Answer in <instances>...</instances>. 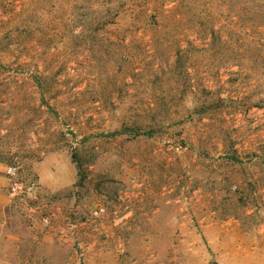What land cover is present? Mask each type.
I'll list each match as a JSON object with an SVG mask.
<instances>
[{
	"label": "rangeland",
	"instance_id": "374dc122",
	"mask_svg": "<svg viewBox=\"0 0 264 264\" xmlns=\"http://www.w3.org/2000/svg\"><path fill=\"white\" fill-rule=\"evenodd\" d=\"M0 264H264V0H0Z\"/></svg>",
	"mask_w": 264,
	"mask_h": 264
},
{
	"label": "built area",
	"instance_id": "2783aa9c",
	"mask_svg": "<svg viewBox=\"0 0 264 264\" xmlns=\"http://www.w3.org/2000/svg\"><path fill=\"white\" fill-rule=\"evenodd\" d=\"M7 173L10 179L8 191L10 196L15 197L20 194L22 189V182L19 179L18 169L17 167H9Z\"/></svg>",
	"mask_w": 264,
	"mask_h": 264
}]
</instances>
